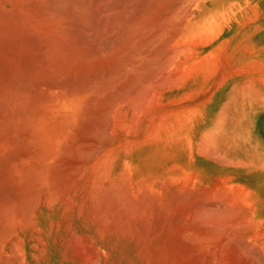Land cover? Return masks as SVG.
Here are the masks:
<instances>
[{
    "label": "bare ground",
    "instance_id": "obj_1",
    "mask_svg": "<svg viewBox=\"0 0 264 264\" xmlns=\"http://www.w3.org/2000/svg\"><path fill=\"white\" fill-rule=\"evenodd\" d=\"M234 45L264 0H0V264H264V89L193 98Z\"/></svg>",
    "mask_w": 264,
    "mask_h": 264
},
{
    "label": "rangeland",
    "instance_id": "obj_2",
    "mask_svg": "<svg viewBox=\"0 0 264 264\" xmlns=\"http://www.w3.org/2000/svg\"><path fill=\"white\" fill-rule=\"evenodd\" d=\"M235 47H237V46H233V50H231V49H229V48H224L223 50H224V52H222V54L219 52L218 53V55H217V57H218V59H217V57H216V63H215V61L213 62V60H212V62H213V66L211 65V63H210V65L212 66V68L214 67H217V72L215 71V69H214V71H212L211 69V71H208V70H205V69H209V68H207V67H205V68H203L204 70V72L203 73H201L199 76H197V77H195V79H194V81L192 82V84L194 83V85H195V91H197V96L195 97L194 95V97L192 96V94H193V92H189L190 93V95H191V99H193V98H195L196 99V102H198V101H201L203 98L202 97H204L205 99H206V94H208L207 96L209 97V93H210V91H211V89H215L216 87H214L218 82H219V80L221 79V78H223V77H225V79L227 78V77H229V78H231V77H234V75L236 74V70L238 69V67H239V69H240V66H241V69H240V71H239V69H238V71H239V74L238 75H240V76H242V78L244 79V81L245 80H248V81H245V83L246 82H249V83H251L252 84V86H249V85H251V84H247L248 86V88H255L256 89V91H255V89H252L254 92H255V94L257 95V90L259 91V89L260 90H263L264 89V79L262 78V77H264V62H258V61H260V60H258V59H256V58H254V57H252V56H250V55H248V54H245V53H243V55H241V54H239V51H237V50H235ZM223 50H221V51H223ZM234 56H233V55ZM219 55H220V58L222 59H220L219 58ZM223 55H225L226 57H224L223 58ZM230 56H231V58H230ZM228 57V58H227ZM233 57V58H232ZM254 59V60H253ZM226 60V61H225ZM231 60V61H230ZM251 60H253L252 61V63L255 61V62H257L256 64H251V65H247L248 64V62H250L251 63ZM220 61V62H219ZM224 61H225V63H224ZM220 64V66H221V68L218 66L219 64ZM222 63V64H221ZM230 64H231V66H230ZM247 65V66H245V65ZM216 65V66H215ZM227 65V66H226ZM244 65V66H243ZM222 66H223V68H222ZM238 66V67H237ZM229 67H230V69H229ZM235 68V69H233V68ZM242 67H244V68H242ZM245 67H247L248 69H246ZM252 67V68H251ZM254 67L257 69H254ZM211 68V67H210ZM221 70H220V69ZM263 69L262 71H260V69ZM218 69H219V71H218ZM226 69V70H225ZM228 69V70H227ZM233 69V70H232ZM250 69H253V70H250ZM259 69V70H258ZM223 70V71H222ZM235 70V71H234ZM246 70H247V72H246ZM248 70L249 71H252V72H248ZM254 70H256V71H254ZM221 71L223 72V73H221ZM244 71V72H243ZM211 72H213V73H211ZM226 72H228V73H226ZM235 72V73H234ZM208 73H211L212 75H209ZM218 73V74H217ZM226 73V75H222V74H225ZM231 73V74H230ZM234 73V74H233ZM238 73V72H237ZM207 74L209 75L208 76V78H207ZM215 74V75H214ZM230 74V75H229ZM202 75H206L205 77L203 76L202 77ZM215 76H216V78H215ZM220 76V77H219ZM223 76V77H222ZM251 76H253V77H251ZM259 76H262L261 77V80L262 81H260V77ZM236 77H239V76H235L234 78H236ZM257 77H259L258 79H256ZM239 78H241V77H239ZM238 78V79H239ZM212 79L213 80H215V81H212ZM218 81H217V80ZM228 79V78H227ZM232 79V78H231ZM233 80H235V79H233ZM212 81V83L210 84V82ZM235 81H237L238 83H239V80H235ZM214 82H215V84H214ZM201 85H203V87H201ZM209 85V86H208ZM208 89H207V88ZM206 88V89H205ZM203 89V90H202ZM209 91V93L208 92H206V91ZM194 91V92H195ZM199 91V92H198ZM202 91H204V92H202ZM202 92V93H201ZM193 97V98H192ZM200 97V98H199ZM207 97V98H208ZM202 98V99H201ZM204 99V100H205ZM193 102V100H191V102L190 103H192ZM237 108H239V103H238V105H237Z\"/></svg>",
    "mask_w": 264,
    "mask_h": 264
}]
</instances>
